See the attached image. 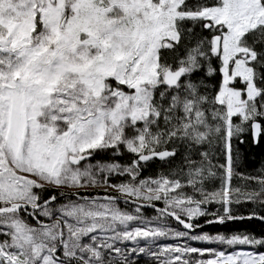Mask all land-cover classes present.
<instances>
[{
    "label": "snow or ice",
    "instance_id": "1",
    "mask_svg": "<svg viewBox=\"0 0 264 264\" xmlns=\"http://www.w3.org/2000/svg\"><path fill=\"white\" fill-rule=\"evenodd\" d=\"M256 150L264 0H0V264H264Z\"/></svg>",
    "mask_w": 264,
    "mask_h": 264
},
{
    "label": "trees",
    "instance_id": "2",
    "mask_svg": "<svg viewBox=\"0 0 264 264\" xmlns=\"http://www.w3.org/2000/svg\"><path fill=\"white\" fill-rule=\"evenodd\" d=\"M261 165H264V151L256 150L253 154L250 155L249 161H248V170H253L255 168H260ZM228 227L232 229H244L245 225L240 224H234L229 225ZM205 229L211 230V231H223L224 229L221 226L214 225L211 227H206Z\"/></svg>",
    "mask_w": 264,
    "mask_h": 264
},
{
    "label": "rangeland",
    "instance_id": "3",
    "mask_svg": "<svg viewBox=\"0 0 264 264\" xmlns=\"http://www.w3.org/2000/svg\"><path fill=\"white\" fill-rule=\"evenodd\" d=\"M256 169H258V168H255V169L250 170V171H254V170H256ZM204 231L215 232V231H211V230H208V229H204Z\"/></svg>",
    "mask_w": 264,
    "mask_h": 264
}]
</instances>
